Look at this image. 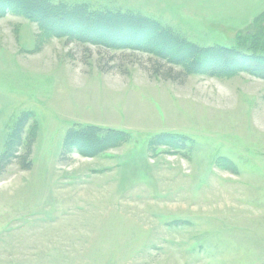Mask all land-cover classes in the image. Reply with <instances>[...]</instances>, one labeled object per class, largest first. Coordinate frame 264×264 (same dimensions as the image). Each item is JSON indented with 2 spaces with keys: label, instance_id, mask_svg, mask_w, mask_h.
<instances>
[{
  "label": "rangeland",
  "instance_id": "rangeland-1",
  "mask_svg": "<svg viewBox=\"0 0 264 264\" xmlns=\"http://www.w3.org/2000/svg\"><path fill=\"white\" fill-rule=\"evenodd\" d=\"M46 1L140 14L204 48L235 45L264 12V0ZM17 12L0 4V155L17 122L35 139L31 167L0 174V264H264V79L182 75ZM84 137L106 142L85 155Z\"/></svg>",
  "mask_w": 264,
  "mask_h": 264
},
{
  "label": "trees",
  "instance_id": "trees-1",
  "mask_svg": "<svg viewBox=\"0 0 264 264\" xmlns=\"http://www.w3.org/2000/svg\"><path fill=\"white\" fill-rule=\"evenodd\" d=\"M4 3L16 5L17 14H25L37 22L44 33L53 31L57 36L99 44L108 49L143 51L155 56L154 63L162 60L179 67L182 75L211 74L218 77L248 72L264 79V12L255 16L245 30L237 32L235 45L204 48L140 14L90 13L82 4L69 6L61 3L59 5L62 6H59L50 5L46 0H0V4ZM29 117V113L24 114L21 120L25 122ZM17 126L18 130L9 135L0 155V174L12 162H17L23 170L31 167L35 126L24 136L22 125L17 122ZM80 141L78 143L84 150L81 153L85 155H94L106 142L101 140V145H95L94 149L89 145L88 137Z\"/></svg>",
  "mask_w": 264,
  "mask_h": 264
}]
</instances>
